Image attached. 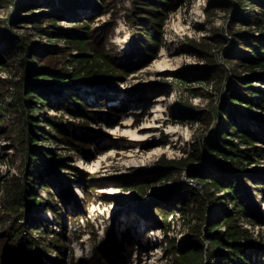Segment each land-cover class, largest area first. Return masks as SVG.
I'll return each mask as SVG.
<instances>
[{"label": "rangeland", "instance_id": "obj_1", "mask_svg": "<svg viewBox=\"0 0 264 264\" xmlns=\"http://www.w3.org/2000/svg\"><path fill=\"white\" fill-rule=\"evenodd\" d=\"M255 2L0 0V264H264ZM158 96L166 150L130 164L114 132Z\"/></svg>", "mask_w": 264, "mask_h": 264}, {"label": "bare ground", "instance_id": "obj_2", "mask_svg": "<svg viewBox=\"0 0 264 264\" xmlns=\"http://www.w3.org/2000/svg\"><path fill=\"white\" fill-rule=\"evenodd\" d=\"M165 62L166 61H164V58L154 60L153 65L151 66V68L149 69L148 72L150 74H155V73L160 72L162 70L168 69L169 66H167ZM161 99H162L161 96H158L156 99H154L155 102H154V105L152 106V110H151L152 120H148L144 125L137 127V126L133 125V120L130 118L128 121L127 120L124 121L123 126L116 129L114 132L115 135L122 137V138H125L122 141V144L124 146H126V150L125 151H119L118 153L127 156V158H129L128 163H130V164L144 163V160L151 158L153 155H157V154L162 153L166 150L163 148H157L153 152L145 151L146 149H145V145H144L147 142L148 137L152 134H155V133H153L152 129L154 127L159 126V124L156 123V120L158 118L162 117V115H161L162 114L161 113L162 106L159 103ZM53 113L54 112L51 111L49 113V115H52ZM177 131H178V129L174 125H169L168 127H166L167 134L173 135ZM174 138H176V137H174ZM112 155H113V153H112ZM115 155H116V153H115ZM80 167L82 169H84L85 171L91 172V173H97L100 170L99 163H94L91 161H86V162L81 163ZM76 191H77L76 195L82 196L81 195L82 192L80 190H76ZM96 191H97L98 195L103 196V197H104V195H107V196L118 195L117 193L120 192L118 187L113 186V185H109V186H105V187H99ZM151 235L154 236L155 238H158V237H160V232L153 229L151 232ZM158 254H159V252L155 255H158Z\"/></svg>", "mask_w": 264, "mask_h": 264}, {"label": "trees", "instance_id": "obj_3", "mask_svg": "<svg viewBox=\"0 0 264 264\" xmlns=\"http://www.w3.org/2000/svg\"><path fill=\"white\" fill-rule=\"evenodd\" d=\"M255 3H257L258 5H260L261 7H264V4H260L259 2H255ZM239 132H241V131H239ZM221 133L222 134H224V130H222L221 131ZM242 133L244 134V135H248L246 132H244V131H242ZM222 134H221V137H223L222 136ZM249 136H251V135H249ZM220 137V136H219ZM219 137H217L216 136V138H215V140L217 141V140H219ZM252 137V136H251ZM222 140H223V138H222ZM258 140H260V142H263L264 140H262L261 138L260 139H253L252 138V141L253 142H256V141H258ZM213 141V142H212ZM216 142H214V140H211V145H213L212 146V150L213 151H215V150H219V147H218V144H215ZM224 146V145H223ZM223 148V147H222ZM240 155V154H239ZM84 173V172H83ZM85 174V173H84ZM210 177H207V179H209ZM210 179H212V178H210ZM215 181V180H214ZM216 182V181H215ZM228 187H230V189H232L231 188V186H228ZM111 196H113V195H111ZM111 196H107V195H104V197H111ZM116 196V195H115ZM234 198H236V197H234ZM233 198V199H234ZM71 203H73L74 205H77L78 204V202L73 198L72 200H71ZM236 233H237V231H236ZM13 247V246H12ZM19 248V247H18ZM23 251V250H22ZM20 256H19V258H16V259H19V264H22V263H20V262H22V261H20V259L22 258V256H23V252H20ZM13 258H14V256H13ZM12 259V256H11V258H10V260ZM18 261V260H17Z\"/></svg>", "mask_w": 264, "mask_h": 264}]
</instances>
